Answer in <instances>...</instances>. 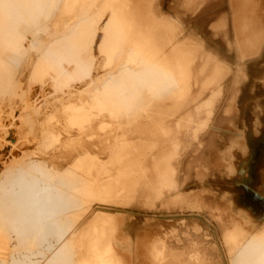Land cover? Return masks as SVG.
Masks as SVG:
<instances>
[{"label": "rangeland", "instance_id": "1", "mask_svg": "<svg viewBox=\"0 0 264 264\" xmlns=\"http://www.w3.org/2000/svg\"><path fill=\"white\" fill-rule=\"evenodd\" d=\"M49 1L47 17L36 25L33 45L10 95L0 93V243L8 248L7 257L20 252L33 257L42 248L45 221L29 222L33 228L23 235L13 231L26 210L19 181L30 182L27 169L40 164L54 181L73 178L82 185L87 176L95 189L106 191L76 227L73 264H86L80 241L98 211L117 219L125 264H235L236 248L242 246H233L237 224L248 234L264 227V40L257 53L250 48L240 54L234 32L245 26V20L251 21L253 31H264V0L250 1L242 13L244 21L229 0H194L192 8L187 4L191 0H147L149 22L162 33L165 46L157 60L139 68L148 73L165 64L173 71L176 45L188 38L194 59L181 98L172 92L180 90L177 85L152 98L139 95L130 109L100 94L125 65L129 40H121L110 66L82 84L62 82L46 92L32 84L43 48L83 25L93 10V0ZM160 19L162 30L156 23ZM0 44L7 47L1 40ZM222 62L229 72H224ZM84 105L95 108L76 118L75 109ZM261 124V132L251 141L247 173L235 176L243 157L232 145ZM173 155L174 172L165 165L158 174L159 160ZM137 165L144 167V175ZM163 176L168 181H162ZM139 177L142 181L137 183ZM156 187L158 194L152 189ZM133 188L139 193L129 200ZM140 193L155 194V199ZM177 193L185 200H177ZM159 240L163 259L157 263L150 258V249ZM245 254L255 259L251 249Z\"/></svg>", "mask_w": 264, "mask_h": 264}, {"label": "bare ground", "instance_id": "2", "mask_svg": "<svg viewBox=\"0 0 264 264\" xmlns=\"http://www.w3.org/2000/svg\"><path fill=\"white\" fill-rule=\"evenodd\" d=\"M73 1L78 2L79 0ZM250 1L229 0V4L235 10V15L238 18H242L243 10L250 5ZM194 2V0L189 1L187 3L188 7L192 8ZM49 3V0L43 3L38 0H31L30 2L27 0H0V40L7 45V47L3 48L0 44V93L9 94L16 83L21 62L32 47L38 31V26L36 25L40 23L41 19L47 17L46 6ZM146 4L147 0H93V10L88 13L86 22L83 25L70 28L61 41L53 42L43 48L34 69L32 84H39L44 92H46L47 88L62 82L82 84L93 73L102 72L106 67L110 66L120 50L121 42L129 40L131 46L126 63L114 77H111L105 83L100 92L101 96L105 99H114L116 102H122L126 108L130 109L133 102L141 94H147L152 98L157 96L161 90L162 92H167L170 88L179 85L180 90L175 89L172 91L176 93L179 99L186 91V85L190 79V63L194 59L192 40L188 38V40L176 45L177 49H175L173 57V71L167 65L160 64L154 70L144 73L139 66L144 67L146 64L157 60L161 53L164 52L165 46L161 37L162 33L160 32L159 34L156 30L155 32V25L149 22L150 17L146 12ZM19 8L21 9L20 12L17 11ZM237 20L234 21L236 26ZM162 21L160 19L156 22L158 29L161 30ZM168 21L176 23L171 18H168ZM250 22V20H245V26L243 28L239 27L234 32L236 37L234 46L240 54H243L247 49L250 50V48H253L252 53H257L264 40V31H253ZM216 28L218 29V27ZM26 29L28 32H24ZM231 44L233 45V43ZM222 67L225 73L229 72L227 64L223 63ZM241 72L239 71L238 74L240 75ZM94 108V105H84L75 109L76 118ZM261 126L262 124L258 129L250 130L232 145L241 152L242 156L240 157H243L241 165L234 173L235 176L239 175L240 177V173H247L252 153L251 141L261 132ZM151 146L154 147L156 145L151 143ZM146 148L149 149L148 146ZM147 149H145L146 152ZM1 151L0 149V153ZM232 155L236 157L234 154ZM142 156L144 155L142 154ZM159 161L157 165L158 174H162V171L164 172L162 169L165 165L170 166L168 170L166 169L167 171L172 169V172H170H174V155L166 156ZM236 161L238 162L237 159ZM139 167L141 172L139 170L137 172L144 175V167L142 165ZM26 172L31 176V181L27 182L26 178H21L18 184V190L26 210L20 217L19 224L14 226L13 231L23 235L26 231L33 228V224L29 222L45 221L42 248L33 257L27 252L24 254L20 252L16 257H7L8 248L0 243V263L73 264L75 248L73 236L76 232V227H78L77 225L81 219L85 217L88 208H91L94 201L102 202L106 194L105 189H95L87 176L85 183L82 185H79L73 178L54 181L43 172L40 164L30 166ZM134 172L136 173V171ZM165 174L167 175L166 172ZM173 175H171L173 182L175 181L174 184L176 183L173 186L176 187L179 183H177L175 175ZM198 175V178L201 179L202 174ZM164 176L162 181H168V178ZM138 180L137 183L142 181L140 177ZM43 181L47 182L46 187L41 186ZM171 181L168 183L170 186L172 185ZM152 189L155 194L160 192L158 187ZM137 193L139 192L135 188L128 197L129 200L134 198ZM155 194L145 197L143 193H140L141 196L147 199H155ZM183 196L177 193V200L184 201L185 198ZM195 196H198L197 193ZM185 197L187 198V196ZM190 204L193 206L192 203ZM191 205L190 207H192ZM98 212L88 222L80 241L81 246L85 250L86 264H125L122 252L118 247V242L123 240L119 235L117 219L105 214V211ZM235 230V236L232 239H236V241L233 246L240 247L242 245L241 248H236L239 253L234 259L235 264H264V227L257 232L248 234L237 224ZM23 239L26 240L25 238ZM160 244L159 240L150 249V258L157 263H160L163 259V249L160 248ZM249 249L256 254L254 260H251L245 254Z\"/></svg>", "mask_w": 264, "mask_h": 264}]
</instances>
